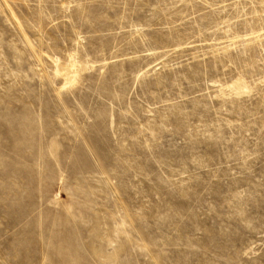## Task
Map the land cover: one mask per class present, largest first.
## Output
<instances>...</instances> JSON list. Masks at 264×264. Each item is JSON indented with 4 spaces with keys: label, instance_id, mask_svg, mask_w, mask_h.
<instances>
[{
    "label": "rangeland",
    "instance_id": "rangeland-1",
    "mask_svg": "<svg viewBox=\"0 0 264 264\" xmlns=\"http://www.w3.org/2000/svg\"><path fill=\"white\" fill-rule=\"evenodd\" d=\"M0 264H264V0H0Z\"/></svg>",
    "mask_w": 264,
    "mask_h": 264
}]
</instances>
